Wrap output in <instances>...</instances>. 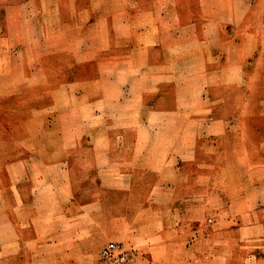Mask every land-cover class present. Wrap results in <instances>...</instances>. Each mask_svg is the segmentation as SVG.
I'll list each match as a JSON object with an SVG mask.
<instances>
[{
	"label": "crops",
	"instance_id": "1",
	"mask_svg": "<svg viewBox=\"0 0 264 264\" xmlns=\"http://www.w3.org/2000/svg\"><path fill=\"white\" fill-rule=\"evenodd\" d=\"M26 4L34 61L0 15V264H89L109 239L264 264V0Z\"/></svg>",
	"mask_w": 264,
	"mask_h": 264
},
{
	"label": "rangeland",
	"instance_id": "2",
	"mask_svg": "<svg viewBox=\"0 0 264 264\" xmlns=\"http://www.w3.org/2000/svg\"><path fill=\"white\" fill-rule=\"evenodd\" d=\"M27 0H0V15L4 17L1 25L2 32L6 33V38L9 39L10 50L14 59L17 60H30L34 61L39 55V53L32 48V45H40V35H25L26 28L28 26L29 31L38 32V24H28L24 20V17L33 12V9H29L26 4ZM34 30V31H33ZM52 43H56V39L49 40ZM55 55H50L51 60L55 58ZM4 104V103H3ZM211 221V220H209ZM110 241L118 240H107L101 247ZM123 243L126 248L131 253V259L126 264H150L148 260L143 259L138 253L137 250L125 241H118ZM89 264H105L99 254L93 253L89 258ZM162 264H166V261H163Z\"/></svg>",
	"mask_w": 264,
	"mask_h": 264
},
{
	"label": "built area",
	"instance_id": "3",
	"mask_svg": "<svg viewBox=\"0 0 264 264\" xmlns=\"http://www.w3.org/2000/svg\"><path fill=\"white\" fill-rule=\"evenodd\" d=\"M100 257L105 264H126L131 253L123 243L110 241L101 248Z\"/></svg>",
	"mask_w": 264,
	"mask_h": 264
}]
</instances>
